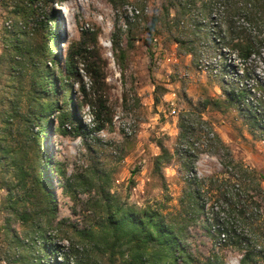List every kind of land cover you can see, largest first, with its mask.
Instances as JSON below:
<instances>
[{"label":"rangeland","instance_id":"obj_1","mask_svg":"<svg viewBox=\"0 0 264 264\" xmlns=\"http://www.w3.org/2000/svg\"><path fill=\"white\" fill-rule=\"evenodd\" d=\"M12 2L0 0V36ZM229 2L51 0L47 12L53 14V32L57 29L60 38L51 46L57 58L48 62L47 80L57 95L48 96L51 117H45L43 104L19 128L37 132L44 120L47 130L49 118V127L58 125L59 109L53 103L62 107L63 84L73 86L70 102L82 128L77 133L67 123V133L49 130L43 140L54 215L42 213L39 196L15 207L31 214L38 211L35 221L43 226L41 234L31 232V220L24 223L7 208V193L15 184L3 180L0 167V264H54L63 254H71V264H123L131 255L124 239L113 250L105 243L111 242L107 218L115 210L140 215L143 222L154 214L156 221L180 229L186 249L199 264L207 259L214 264H264V135L252 125L246 106L227 96L251 88L256 79L264 82V68L253 59L240 61L225 46ZM37 7L41 18L44 10ZM83 33L89 38L96 34L88 49L94 45L104 62L101 84L92 85L80 58L75 60L78 76L64 77L65 56ZM112 39L124 51L123 58ZM81 85L88 103L80 107ZM99 99L111 119L93 132ZM249 101L255 104L251 96L245 103ZM194 179H205V187L200 189ZM221 182L239 186L256 201L243 226L256 237L248 235L239 249L223 245L207 227L211 209L220 204L216 186ZM196 187L201 194L198 204L204 202L205 207L190 221L186 193ZM224 219L234 222L222 209L219 222ZM88 231L90 236L83 233Z\"/></svg>","mask_w":264,"mask_h":264},{"label":"trees","instance_id":"obj_2","mask_svg":"<svg viewBox=\"0 0 264 264\" xmlns=\"http://www.w3.org/2000/svg\"><path fill=\"white\" fill-rule=\"evenodd\" d=\"M50 2L51 0H13L11 10L8 11L9 17H6L1 24L0 36L2 75L0 78V167L3 168V180L15 184V188L7 193V208L13 210V213L24 223L31 220V232L39 234L42 233L43 226L35 221V218L39 216L38 211L31 214L26 209L17 211L15 207L26 203L31 198L38 199L39 196L38 202L44 207L42 213L48 218L54 215L56 207L54 203L52 204L53 193L44 169L47 161L43 140L49 130L59 134L67 133V123L73 124V130L77 133L82 128L80 121L73 114L70 102L73 86L68 84L62 85L64 91L62 107L57 101L53 103L55 108L59 109L58 125L49 127L51 125V118H49L47 130H45L44 120H41L40 129L37 132H32L25 127L19 128V124L28 121L31 111L43 104L47 109L45 117H51L52 105L48 96L57 95L53 84L47 80L48 62H53L54 56L57 58L51 46H56L60 38L56 32L57 29L53 32L55 18L51 11L47 12ZM37 6L44 10L41 18L37 16L39 15ZM226 22L227 37L223 39L225 46L228 45L226 47L233 49L240 61L246 62L253 59L264 68V0H230ZM51 33H54V36H51ZM50 37H54L51 45ZM92 40L95 43L96 34L89 38L86 33H83L76 46L70 47L71 53L66 54L64 59L66 74L64 77L78 76L75 60L80 58L85 61V68L92 79V85L102 83L104 62L94 45L93 50L88 49ZM112 42L114 49L118 50V56L123 58L124 51L118 47L116 39H112ZM89 54L90 58L87 57ZM150 56L152 59L155 58L153 51ZM260 91L262 94L255 96L256 92ZM87 95L85 86L81 85V98L78 100L80 107L88 103ZM227 96L230 101L240 107L246 106L244 109L250 112L252 125L258 126L264 135V82L256 79L251 88L229 91ZM248 96L252 97L255 104L250 101L248 104L245 103ZM43 101L46 102L42 103ZM106 112L105 101L99 99L97 111L92 116L93 132L102 130L110 121L111 118L106 116ZM18 130H21V133ZM26 156H28L27 159ZM157 159H160V156ZM28 160L29 172L24 167V163ZM52 171L58 174L55 168ZM262 178L264 179V176ZM194 181L200 189L205 187V179H199V183L196 179ZM209 183L211 187L215 185L213 178L209 179ZM216 191H218L217 200L220 204L214 205V210L211 209L212 216L207 218L208 230H213L220 237L223 245H233L239 249L248 235L256 237V232L252 230L245 232L243 229L244 224L248 225L249 218L246 214L256 201L254 196L239 189V186L235 187L234 184L229 186L221 182L216 186ZM186 196L188 202L185 207L190 214L189 220L196 221L195 217L202 212L205 203L198 204L201 197L198 187L189 190ZM222 209L233 216L234 222L229 219L219 222V211ZM139 216L127 212L119 214L118 210H115V213H111L107 218V226L112 238L111 242H105L106 247L113 250L119 241L124 239L126 246L130 249V258L123 264H178V260H180L179 264H199L200 260L196 261L197 259L195 260L186 249L185 237L180 229L167 225L161 220L156 221L154 214L148 216L146 222H143ZM48 224H51L50 220ZM66 233L62 231V234ZM83 233L88 236L92 234L91 231ZM247 255L245 253V256ZM242 261H245V257ZM54 264H71V254H63L62 261L56 260ZM200 264H214V262L207 259Z\"/></svg>","mask_w":264,"mask_h":264},{"label":"built area","instance_id":"obj_3","mask_svg":"<svg viewBox=\"0 0 264 264\" xmlns=\"http://www.w3.org/2000/svg\"><path fill=\"white\" fill-rule=\"evenodd\" d=\"M151 43H152L154 46H156V44H157V39H156L155 37H153V36H151Z\"/></svg>","mask_w":264,"mask_h":264}]
</instances>
